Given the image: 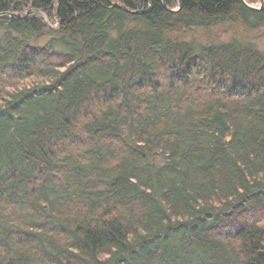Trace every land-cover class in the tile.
<instances>
[{"label": "trees", "instance_id": "16d2710c", "mask_svg": "<svg viewBox=\"0 0 264 264\" xmlns=\"http://www.w3.org/2000/svg\"><path fill=\"white\" fill-rule=\"evenodd\" d=\"M257 2L0 0V264H264Z\"/></svg>", "mask_w": 264, "mask_h": 264}, {"label": "rangeland", "instance_id": "374dc122", "mask_svg": "<svg viewBox=\"0 0 264 264\" xmlns=\"http://www.w3.org/2000/svg\"><path fill=\"white\" fill-rule=\"evenodd\" d=\"M251 6L261 8V3H253ZM186 41H194L198 45L218 44L237 41L250 44L264 53V27L249 29L240 22H228L209 30H193L183 38Z\"/></svg>", "mask_w": 264, "mask_h": 264}, {"label": "water", "instance_id": "95a60500", "mask_svg": "<svg viewBox=\"0 0 264 264\" xmlns=\"http://www.w3.org/2000/svg\"><path fill=\"white\" fill-rule=\"evenodd\" d=\"M263 2H264V0H261V4H262V6H263ZM248 7L249 8H251V9H254V10H260L261 8H255V7H252V6H250V5H248ZM132 14H138L137 12H132Z\"/></svg>", "mask_w": 264, "mask_h": 264}]
</instances>
